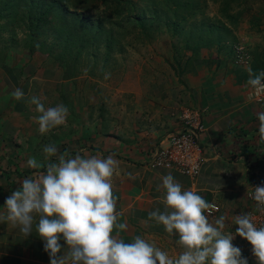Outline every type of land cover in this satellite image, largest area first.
<instances>
[{"label": "rangeland", "instance_id": "rangeland-1", "mask_svg": "<svg viewBox=\"0 0 264 264\" xmlns=\"http://www.w3.org/2000/svg\"><path fill=\"white\" fill-rule=\"evenodd\" d=\"M33 1L0 0V12L5 14L0 17V69L1 77L8 79L6 86L0 85V119L10 117L13 112L15 121L11 138L2 137L0 133V152L4 150L3 154L0 153L1 190L6 186L5 181L8 182V189H11L9 191H12L19 187L26 173L31 177L38 175L36 169L23 170L22 162L26 161L19 155L23 148L55 143L67 134V124L47 134H39L36 117L40 113L29 102L32 96L39 97L45 108L59 103L66 105L69 110L67 120L71 109L83 110L82 106H74L76 98L91 99L87 110L91 116L99 117L107 105L113 107L116 101L132 110L133 104L130 102L140 99V87H147L151 94L162 100L169 98L171 86L179 87L182 82L178 80L183 81L184 74L195 70L196 66L206 68L210 75L232 77L235 82H231L230 87H238L243 94L252 92L247 84V68L251 67L254 72L264 71V0H132V9L120 17L112 16L111 9L100 0H80L77 6H71L69 12L83 13L92 22L101 19V35L77 58L73 53L67 55L71 60L69 63L76 61L74 68H71L75 73L72 77L64 76L65 67L56 57L62 51L66 25L59 26L56 32L51 29L41 31L32 42L37 47L29 46L30 34L35 29L34 24L27 21L26 9ZM48 1L37 0L40 4ZM134 17H139L141 22L128 21ZM54 34H57L56 39ZM72 38L69 42L71 45L77 42ZM42 40L55 43L49 53L39 43ZM55 69L60 72L58 79L66 80L61 90L57 91L53 86L44 90L40 84H27L24 81L28 77H33V80L48 79L46 75L49 76V71ZM53 75L55 73L49 77L54 78ZM16 78H19L17 83ZM68 80L73 86L69 85ZM74 84H80L78 91ZM13 85L14 89L24 91L23 100L17 101L11 96ZM162 85L167 91L161 89ZM183 97L181 95L180 100ZM261 102H258V111L264 108ZM15 103L18 109L14 108ZM23 130L34 131L36 138L31 140L25 137ZM10 148L16 150L13 155L9 154ZM24 156L37 160L45 158L44 154ZM261 180L264 181L262 177ZM251 183L249 192L254 190L256 181L251 178ZM247 196L249 202L253 203L248 214L258 227L264 226V213L258 211L256 202L248 193ZM225 224L224 231L235 234L237 226L229 222ZM232 242L248 257V264H257L248 241L235 235ZM169 255L173 258L178 256Z\"/></svg>", "mask_w": 264, "mask_h": 264}, {"label": "crops", "instance_id": "crops-1", "mask_svg": "<svg viewBox=\"0 0 264 264\" xmlns=\"http://www.w3.org/2000/svg\"><path fill=\"white\" fill-rule=\"evenodd\" d=\"M195 70L187 71L179 87L171 86L169 98L163 100L151 94L147 87H140V99L130 102L133 104L132 110L116 101L113 107L107 105L106 110L101 112L102 115L94 117L87 110L92 100L76 98L74 106H82L83 110L70 107L71 114L65 130L67 134L65 138L54 143L60 154L67 152L74 155L80 151L84 155L106 157L109 153H115L120 168L113 177V192L117 197L116 208L120 214V222L127 225V229L120 235L126 242L140 235L176 256L177 252L183 251L177 244L178 236L169 235L162 225L148 217V213L156 208L165 210L162 201V179L165 175L171 173L184 190H194L208 202L219 204L221 212L209 216L213 223L221 215L228 219L225 223H234L237 214L248 213L253 207L247 196L252 185V173L258 170L260 177L264 179V141L259 138V122L256 116L257 112L264 111V95L249 101L248 92L243 94L238 87H230L229 84L235 82L232 77L210 75L206 68L199 66ZM20 71L19 69L18 75ZM53 73L55 80L49 77ZM59 75L60 72L55 69L49 71V76L46 75L48 79L34 77L33 80V77L27 76L28 79L24 81L27 84H40V88L44 90L53 86L58 91L66 83V80L58 79ZM6 79L1 77L0 69L2 87L8 84ZM18 79L16 78V83ZM67 82L73 86L71 80ZM74 86L77 91L80 89V84ZM12 87L14 89L15 86ZM161 89L167 91L163 85ZM181 95H184L183 100L179 98ZM258 102L262 105L259 111ZM13 106L15 109L19 108L16 103ZM13 106L10 105L11 108ZM181 106L204 110L202 117L205 130L198 136L203 146L204 160L196 177H189L169 168L151 167L149 164L151 152L160 138L177 129L178 121L171 112ZM12 115L13 112L10 117L0 119V128L4 129L0 131L2 137L11 138L15 125ZM23 131L25 137L31 140L36 138L34 131ZM42 148L43 146H26L21 150L19 155L26 161L22 162L24 171L31 170L27 166L28 158L24 155H42ZM9 151L13 155L16 150L10 148ZM0 153L3 154L4 150ZM127 172H131L135 178H129ZM35 173H38L37 170ZM25 176L28 178L30 175L26 173ZM5 183L4 189H0V213L5 212L4 198L11 192L8 182ZM158 186H161L159 191ZM63 251L66 250H62V253ZM0 264H49V257L35 231L24 237L19 227L4 222L0 223Z\"/></svg>", "mask_w": 264, "mask_h": 264}, {"label": "clouds", "instance_id": "clouds-1", "mask_svg": "<svg viewBox=\"0 0 264 264\" xmlns=\"http://www.w3.org/2000/svg\"><path fill=\"white\" fill-rule=\"evenodd\" d=\"M247 72V84L252 89L248 99L252 101L264 95V71L254 72L248 67ZM11 96L21 101L25 93L15 88ZM29 102L40 113L36 117L39 134L66 125L69 110L63 103L45 108L37 96ZM256 116L259 138L264 141V111ZM42 152L44 160H27L29 168L40 170L38 175L24 178L4 198L0 223L19 227L24 237L35 231L49 264H248V257L232 242L235 235L248 241L257 264H264V226L258 227L244 212L235 216V234L226 233L225 216L214 223L209 220L212 211L219 208L196 191L184 190L171 173L162 179L165 210L156 208L148 217L169 235L178 236L177 244L183 251L170 257L140 235L126 242L120 233L127 225L120 222L113 192V177L120 168L116 154H60L54 143L45 144ZM126 175L135 178L131 172ZM251 198L264 213V181L254 186Z\"/></svg>", "mask_w": 264, "mask_h": 264}, {"label": "trees", "instance_id": "trees-1", "mask_svg": "<svg viewBox=\"0 0 264 264\" xmlns=\"http://www.w3.org/2000/svg\"><path fill=\"white\" fill-rule=\"evenodd\" d=\"M62 1V3H60ZM103 5H105L108 9H111V14L114 17H120L123 13L128 10H131V6L133 4L132 0H100ZM80 3V0H49L48 3H38L37 0L35 2L29 4L26 9V18L27 21L34 24L32 30V34H30V47H37L32 42L35 37L46 29H51L56 32L59 26L64 27L66 30L65 38L62 40V51L59 52L58 56H56L60 63H63L65 67L64 76L72 77L75 75L74 72L71 71V68H74V63H69L71 60L67 57L69 53H73L74 58H77L79 55H82L87 49L89 45L94 43L96 38L101 35V24L102 20L97 19L95 22H92L87 16L83 13H73L69 12L71 6H77ZM177 4H179L177 2ZM4 13L0 12V17H4ZM130 19V18H129ZM129 22L140 23L141 19L139 17H134ZM64 24V25H63ZM38 33V34H37ZM55 35V39L57 34ZM110 33L107 32V36L109 37ZM74 37V40L77 42H73L72 45L69 43ZM38 39V38H37ZM43 47L51 51L55 45V43H46L45 40L39 42ZM109 41L106 42L108 45ZM178 82H182L180 79Z\"/></svg>", "mask_w": 264, "mask_h": 264}, {"label": "built area", "instance_id": "built-area-1", "mask_svg": "<svg viewBox=\"0 0 264 264\" xmlns=\"http://www.w3.org/2000/svg\"><path fill=\"white\" fill-rule=\"evenodd\" d=\"M204 110L192 106L176 107L171 115L178 121V127L160 138L152 150L149 164L151 167L169 168L189 177H196L201 169L204 157L203 146L199 142V134L205 130L203 123ZM260 172L254 171L253 180L259 185ZM248 192L249 197L251 193ZM254 201V200H253ZM214 203L219 211L213 210L210 216L221 212V206Z\"/></svg>", "mask_w": 264, "mask_h": 264}]
</instances>
